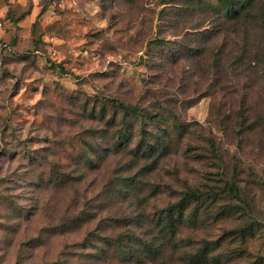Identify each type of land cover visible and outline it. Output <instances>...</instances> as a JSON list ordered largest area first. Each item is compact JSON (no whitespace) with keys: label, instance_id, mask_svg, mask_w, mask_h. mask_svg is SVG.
Masks as SVG:
<instances>
[{"label":"rangeland","instance_id":"obj_1","mask_svg":"<svg viewBox=\"0 0 264 264\" xmlns=\"http://www.w3.org/2000/svg\"><path fill=\"white\" fill-rule=\"evenodd\" d=\"M182 6L188 0H0V264H94L112 225L152 237L164 208L195 185L213 193L223 174L240 196L188 205L184 218L196 224L177 230L174 264L203 238L220 239V264H264L263 48L246 87L231 71L223 89L211 86L209 62L173 64L169 46L155 41L199 24L200 7L188 6L193 14L170 29ZM115 100L146 108L127 124L133 143L143 127L150 141H167L129 171V151L114 147L124 124ZM109 141L111 153L99 149ZM89 158L100 168L83 171ZM126 258L114 264H151Z\"/></svg>","mask_w":264,"mask_h":264},{"label":"trees","instance_id":"obj_2","mask_svg":"<svg viewBox=\"0 0 264 264\" xmlns=\"http://www.w3.org/2000/svg\"><path fill=\"white\" fill-rule=\"evenodd\" d=\"M188 6L190 8L191 6L200 7L199 13H201L203 18L200 20L199 24H197V26L187 27L181 33L173 34L175 37L173 40L157 37L155 41H158L159 44L163 42L169 46V53L173 64H176L180 60L193 57H195V61L202 60L201 62H209L207 63L208 67L204 70L207 73H212L216 76L215 79H217L215 80L216 83H212L211 86L223 89L221 88L223 87L221 86V81L224 79L223 77L226 72L231 71L244 74L241 77L244 79L246 77V82L244 84L246 87L248 82H250L249 77L251 71H256L258 68L256 64L259 60L258 53H260V47L263 48L262 54L264 55V37L261 43L258 44L257 49H252L256 48L255 44L252 42V39L255 37L253 34L256 30V25L257 27L261 25L260 28L264 29V0H216L214 2L208 0H188ZM187 7L182 6L175 10L178 19L176 17L174 18V22H168L171 30H173L175 26L178 27V24L186 13L193 14L195 11V9L186 10ZM209 18L214 20V23H211L212 26L206 27L207 25L204 23H206ZM189 40L195 41L198 44L193 45L189 43ZM222 59H225V64L223 63V65H221ZM49 67L53 71L59 69L58 65L54 63H50ZM218 85H220V87ZM249 86H251V83ZM115 102L118 104V109L121 110L117 109L114 116L117 119L118 114L121 112L124 113V124L117 131V141L114 147H116L117 152L120 153H127L129 151V161L125 164V166H128L127 169L129 171L141 160L147 161L158 152L161 154V152L166 149L167 141L158 138L153 142L150 141L148 136L145 135L147 129L143 127L142 131L144 135L139 138L137 142L133 143L132 132L127 128V124L130 123L131 117L137 115L142 116L144 114L143 110H146V108L142 105L139 106L137 104L120 102L118 100H115ZM108 124L110 126L115 125L114 122ZM98 147L99 149H105L106 152L111 153L113 146L109 141L107 144H102ZM95 160L96 159L89 158L87 166L83 168V171H86L85 169H99L101 164L95 163ZM86 177V173H82L74 180L77 183L78 181L85 180ZM222 177V179L215 181L217 182V186L211 187L213 193L203 192L201 187L195 185L182 193L183 195L181 194L182 197L178 202L164 208L161 211L162 216L156 221L157 226H154L155 233L153 232L154 235H152V237H144L143 234H137L129 225H125V232L117 233L112 225L110 232L101 234L100 238L103 244H106L107 250H112V247L116 244L115 249L119 247L118 251L115 256L108 254L107 250L104 255L98 254L95 257L94 264H114L116 259L119 257L123 259L126 256H128V258H126L127 260L125 259L124 262L133 261L135 258L143 261L144 258H147L146 260L151 264H154L156 261H160V264H174L177 230L184 222L188 225L196 224V222L191 219L184 218L186 213L185 209L188 205L192 202L201 205L210 197L219 198V196L224 195V198L233 199L240 196L241 189L239 183L234 180H227L224 174ZM123 180L124 179H122V181ZM220 181H223V184H218ZM130 192V199L133 200V196L137 194V191L135 192V188L132 187L130 188ZM178 217L180 218L179 220H177ZM117 220H119V218H117ZM122 220L124 221L123 217ZM117 226L121 227L122 224L118 223ZM156 228L163 234L162 237L159 236V232ZM131 239H135L134 244L132 242L130 244L129 241H131ZM219 241L220 239L203 238L199 242H191L190 245H188L189 250L184 252V256L181 255L180 257L185 264H220L223 257L214 253L215 249L218 247L217 243ZM135 244L141 248L143 247L140 252L137 251L133 253L131 250L129 251V248H133ZM198 244L201 245L199 246ZM193 246L194 248H192ZM78 256L79 255H77V257ZM58 264L68 263L66 259L59 258Z\"/></svg>","mask_w":264,"mask_h":264}]
</instances>
